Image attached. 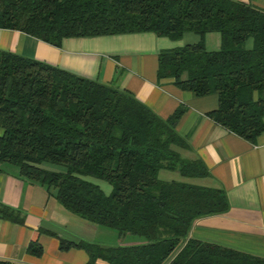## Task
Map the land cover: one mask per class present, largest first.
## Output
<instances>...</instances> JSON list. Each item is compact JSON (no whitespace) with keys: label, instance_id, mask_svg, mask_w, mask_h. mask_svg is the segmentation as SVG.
Here are the masks:
<instances>
[{"label":"trees","instance_id":"trees-1","mask_svg":"<svg viewBox=\"0 0 264 264\" xmlns=\"http://www.w3.org/2000/svg\"><path fill=\"white\" fill-rule=\"evenodd\" d=\"M0 28L53 46L68 37L150 32L177 40L191 32L197 41L158 50L156 78L194 96L214 93L207 117L246 141L264 131V9L250 1L0 0ZM207 32L218 34L216 49L205 48ZM181 111L161 119L126 90L0 50V163L42 185L66 211L141 239L58 240L59 249L84 250L85 264H264V257L187 235L195 218L227 203L220 189L157 177L161 169L207 175L199 159L178 152L187 147L174 129ZM87 177L106 182L108 193ZM0 217L21 221L2 204ZM27 250L39 246L30 242Z\"/></svg>","mask_w":264,"mask_h":264},{"label":"crops","instance_id":"crops-1","mask_svg":"<svg viewBox=\"0 0 264 264\" xmlns=\"http://www.w3.org/2000/svg\"><path fill=\"white\" fill-rule=\"evenodd\" d=\"M240 1H250L264 9L260 0ZM195 41L197 35L191 32L183 33L177 40L139 32L68 37L63 38L59 46H53L21 31L0 28V50L126 90L161 119L181 108L174 129L187 147L178 152L184 158L199 159L207 175L190 178L173 171L178 178L167 174L168 177L161 179L159 175L164 170L161 169L157 177L220 189L227 203L223 212L195 218L187 235L264 257V131L251 142L242 139L207 117L206 112L216 106L214 93L194 96L178 89L170 79L155 76L158 50ZM203 43L207 49H216L218 34L205 33ZM250 45L248 38L244 46ZM261 97L264 99V87ZM0 204L16 210L21 218L20 222H14L0 217V261L85 264L84 250L59 249L58 240L108 245L100 239L106 235V230L66 211L42 185L23 179L16 167L7 162L0 163ZM140 241L136 236L116 235L110 245ZM30 242L39 246L37 253L27 250Z\"/></svg>","mask_w":264,"mask_h":264},{"label":"rangeland","instance_id":"rangeland-1","mask_svg":"<svg viewBox=\"0 0 264 264\" xmlns=\"http://www.w3.org/2000/svg\"><path fill=\"white\" fill-rule=\"evenodd\" d=\"M262 2V4H264V0H260ZM213 34H217L216 32H213ZM42 167L44 168H47L49 170H56V171H59L62 169V167L58 166V165H51V164H43ZM162 173L159 175V177L161 179H163V177H168L167 174H173L172 176H175L178 178V174L176 172H173V171H167V170H163L161 171ZM158 177V178H159ZM88 180H90L91 182L95 183L98 185V187L104 192V193H108L109 189H110V186L104 182V181H101V180H98V179H95L93 177H87ZM176 179V178H175ZM99 228H102L104 230H106V235L103 237V238H100V236H97L99 237L100 239H103V243H108V245L113 244L112 242L114 241V238L115 236L117 235L116 231L114 229H111V228H108V227H105V226H102V225H98ZM111 234L110 237L107 235V234ZM125 235V234H124ZM126 235H129V234H126ZM121 237V236H120ZM122 239V238H121Z\"/></svg>","mask_w":264,"mask_h":264}]
</instances>
